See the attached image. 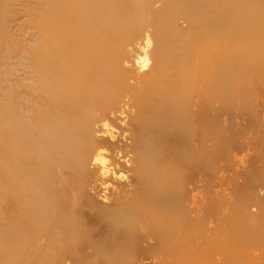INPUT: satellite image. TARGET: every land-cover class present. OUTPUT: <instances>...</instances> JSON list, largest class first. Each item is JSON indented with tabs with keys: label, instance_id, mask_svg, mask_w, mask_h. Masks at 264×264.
<instances>
[{
	"label": "bare ground",
	"instance_id": "6f19581e",
	"mask_svg": "<svg viewBox=\"0 0 264 264\" xmlns=\"http://www.w3.org/2000/svg\"><path fill=\"white\" fill-rule=\"evenodd\" d=\"M168 3L36 0L34 33L15 48L30 78L0 86V259L51 250L126 264L137 248L199 250L214 140L210 125L204 147L199 78L186 67L195 46L166 43L149 21ZM127 11L147 21L127 24ZM137 52L154 58L147 69Z\"/></svg>",
	"mask_w": 264,
	"mask_h": 264
},
{
	"label": "rangeland",
	"instance_id": "374dc122",
	"mask_svg": "<svg viewBox=\"0 0 264 264\" xmlns=\"http://www.w3.org/2000/svg\"><path fill=\"white\" fill-rule=\"evenodd\" d=\"M168 1L165 12L149 17V21H158L166 43H180L185 38V44L195 46L194 52H189L194 56L196 52L198 60L192 59L186 67L188 72L192 70L190 78H199L206 148L212 125L214 155L204 154L206 172L201 176L202 239L198 251L184 256H173L160 248L152 253L141 249L139 253L137 248L126 264H264V0ZM0 3L2 87L5 78L29 77L17 63L15 48L19 40L25 42L24 38L34 33L31 14L36 0ZM121 15L127 16L122 21L130 25L147 21V17L135 18L130 11ZM146 30L154 34L152 27ZM134 54L148 60L145 69L154 59L149 54ZM3 183L0 179V186ZM2 205L1 225L5 222ZM45 254L30 264H101L78 254L60 256L63 252L57 255L51 250ZM0 264H28L27 255L13 262L0 259Z\"/></svg>",
	"mask_w": 264,
	"mask_h": 264
},
{
	"label": "clouds",
	"instance_id": "9594fccd",
	"mask_svg": "<svg viewBox=\"0 0 264 264\" xmlns=\"http://www.w3.org/2000/svg\"><path fill=\"white\" fill-rule=\"evenodd\" d=\"M105 127H108V125L105 124ZM98 162H101V163L107 164V161H106V160H103L102 158H98Z\"/></svg>",
	"mask_w": 264,
	"mask_h": 264
}]
</instances>
